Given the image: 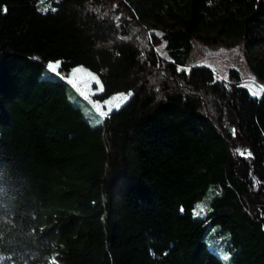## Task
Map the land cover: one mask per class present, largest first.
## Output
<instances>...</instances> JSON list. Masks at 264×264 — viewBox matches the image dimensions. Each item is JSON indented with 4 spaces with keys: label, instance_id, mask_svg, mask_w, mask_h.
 <instances>
[{
    "label": "trees",
    "instance_id": "16d2710c",
    "mask_svg": "<svg viewBox=\"0 0 264 264\" xmlns=\"http://www.w3.org/2000/svg\"><path fill=\"white\" fill-rule=\"evenodd\" d=\"M40 4L0 0V264H223L214 224L233 264H264V0ZM193 41L238 45L261 95L187 67ZM56 60L130 98L91 127L39 77Z\"/></svg>",
    "mask_w": 264,
    "mask_h": 264
},
{
    "label": "rangeland",
    "instance_id": "374dc122",
    "mask_svg": "<svg viewBox=\"0 0 264 264\" xmlns=\"http://www.w3.org/2000/svg\"><path fill=\"white\" fill-rule=\"evenodd\" d=\"M51 1L56 0H41L40 9L48 8ZM50 62L53 63L55 72L48 68ZM50 62L41 70L39 77L61 80L65 84L68 100L80 109L83 118L93 128L100 126L107 114L123 106L130 98V93L124 92L102 97L103 87L95 72L82 65H75L71 68L69 76L61 77L58 73L59 63H56L59 61ZM200 63L208 66L221 77L226 76L230 68H236L241 75L242 85L253 96L261 95L262 82L250 70L244 51L238 45L227 42L208 45L193 41L187 67ZM213 190L214 186L209 185L204 194L195 202L192 210L195 218H205L209 214L210 201L214 196ZM209 221L210 218L206 220V223ZM229 237V232L223 229L220 224L212 225L206 235L209 248L221 258L223 264H233L231 261L232 251L228 248Z\"/></svg>",
    "mask_w": 264,
    "mask_h": 264
},
{
    "label": "snow or ice",
    "instance_id": "6c2138e0",
    "mask_svg": "<svg viewBox=\"0 0 264 264\" xmlns=\"http://www.w3.org/2000/svg\"><path fill=\"white\" fill-rule=\"evenodd\" d=\"M56 63H59V62H56ZM48 68L50 69V70H52L53 72H55L56 71V69L54 68V66H53V63H49V65H48ZM255 78L253 77V80H254ZM248 155H251V153H248ZM53 264H55V258H53Z\"/></svg>",
    "mask_w": 264,
    "mask_h": 264
}]
</instances>
